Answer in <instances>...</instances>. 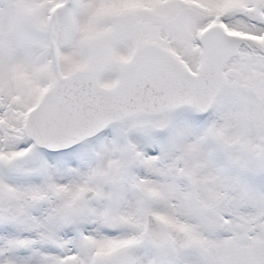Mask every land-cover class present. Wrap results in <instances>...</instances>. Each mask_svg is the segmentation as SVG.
Wrapping results in <instances>:
<instances>
[{
    "label": "snow or ice",
    "instance_id": "snow-or-ice-1",
    "mask_svg": "<svg viewBox=\"0 0 264 264\" xmlns=\"http://www.w3.org/2000/svg\"><path fill=\"white\" fill-rule=\"evenodd\" d=\"M0 264H264V0H0Z\"/></svg>",
    "mask_w": 264,
    "mask_h": 264
}]
</instances>
